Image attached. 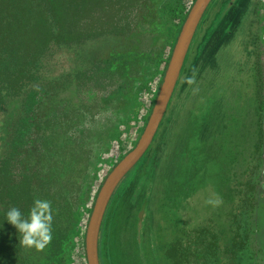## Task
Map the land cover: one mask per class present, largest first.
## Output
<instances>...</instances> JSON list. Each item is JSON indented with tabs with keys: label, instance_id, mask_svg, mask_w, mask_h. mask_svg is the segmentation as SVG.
<instances>
[{
	"label": "rangeland",
	"instance_id": "obj_1",
	"mask_svg": "<svg viewBox=\"0 0 264 264\" xmlns=\"http://www.w3.org/2000/svg\"><path fill=\"white\" fill-rule=\"evenodd\" d=\"M195 1L141 0L132 17L127 19L125 16L122 21L124 25L129 24L127 35L102 36L81 45L56 46L48 58L49 72L42 78V82L49 86L27 98L32 111L26 115L30 114V118L22 121L21 149L24 144L32 145L38 138L37 132L42 129L46 135H54L53 131L60 125L59 118L67 116L70 120L62 124L55 134L56 139L49 138L53 143L48 140L46 145L55 147L58 143L60 148L59 163L52 176L56 205L51 207L52 216L61 215L65 237L58 253L65 258L64 264H88L86 234L98 193L113 168L137 145L150 118L180 31ZM220 1H212L197 30V33L206 27L213 30L203 56L207 72L201 77L204 78L202 87H210L211 101L215 103L217 87L226 86V100L213 109L217 114L222 106L229 107L233 113L237 110L238 117L242 116L241 122L249 114L244 113V105L241 106L247 95L249 99V93L252 94L251 103L259 102L263 132L259 157L242 185L244 196L238 198L239 202L235 201L234 190L237 188L231 181L239 175L240 164L227 169L226 163L229 160L232 164L235 157L238 162L243 156V162L249 159V135L245 131V136L240 138L233 132L232 139L228 137L227 141L232 144L233 155H228L222 145L230 136L229 129L224 131L216 116L197 114L199 121L194 125L195 131L183 130L175 137L177 149L172 153L173 157L164 160L165 165L157 171V178L151 172L139 179L138 186L145 194L156 179L161 185L164 183L168 196L171 195L170 201L177 209L172 212L171 230L165 228L153 232V242L142 245L146 264H204L202 261H188L178 253L187 249L189 243L205 241L216 242L222 251L231 243L242 246L245 243L248 257H239V263L264 264V0ZM197 33L167 113L177 106L176 94L196 47ZM242 50L243 66L240 65L243 74L238 71L239 59L233 57L237 54L236 58H240ZM219 65L222 69L217 67ZM223 69L230 76L223 73ZM88 70L108 77L78 85L75 75ZM216 72L221 73L217 79ZM200 80L197 79L194 85L192 80L185 85L191 88L189 92L195 100L207 94L201 91ZM200 110L203 115L208 104L202 105ZM50 112L53 113L47 115ZM257 117L253 118L254 121H258ZM230 121L233 127L237 126V118ZM162 124L156 140L166 135ZM47 152L50 156L55 154L53 149ZM37 153L41 154V150ZM157 158L155 151L152 164ZM140 162L121 182L115 194L129 177L134 176ZM166 207H169L168 203ZM241 228L245 233L243 240L239 234ZM48 251L47 245L41 251V258L44 259ZM135 252L134 247L131 254Z\"/></svg>",
	"mask_w": 264,
	"mask_h": 264
},
{
	"label": "trees",
	"instance_id": "obj_2",
	"mask_svg": "<svg viewBox=\"0 0 264 264\" xmlns=\"http://www.w3.org/2000/svg\"><path fill=\"white\" fill-rule=\"evenodd\" d=\"M140 1L0 0L1 143H4L6 138L5 124L8 117L17 115L14 110L18 106L15 103L21 101L22 106H25L30 94L42 91L45 86H49L47 82H42V78L45 73L47 75L49 72L47 69L50 64L48 58L51 56V52L53 54L55 47L58 45H81L102 36L120 37L127 35V31L130 30L129 24L124 25L122 21L125 16L128 17L127 19L132 17L137 9L136 5ZM212 34V27H206L204 30L201 28L198 31L195 40L196 47L184 70L183 80L176 94L177 106L173 107L171 111L169 110L162 124L166 135L154 140L152 144L153 153H151V150L145 155L140 162V167L134 172V176L129 177L128 181L115 194L110 207H108L100 235L99 254L101 264H146L142 245L153 242V232H159L165 228L171 230L174 217L172 212L174 213L176 207L170 201L171 195L168 196L164 183L162 186L156 179L148 194L140 191L141 188L138 183L140 182L139 179L142 180L151 172L157 178L156 173L165 165L164 160L173 157L172 153L177 149L175 137L181 134L180 132L183 130L190 129V132L194 130V125L199 121L197 117L199 115L197 114L202 117L216 116L217 119H215L220 122L219 126L224 131L229 129L230 136H227L222 145L228 155H233L232 144L227 142L228 137L232 139L234 132L236 137L242 138V135L245 136L244 133L247 131L251 143H249V146H251L248 151L249 159L243 162L242 158H245L243 156L241 161L238 162L235 157L232 164L229 160L226 163L227 169H233L240 164L239 175L231 182L237 188L236 191L234 190V194H236L235 201L244 196L243 191L245 188L242 185L245 179L248 178L247 175L252 166L257 162L261 148L263 136L262 123L259 120L261 109L258 101H253V103L249 101L252 97L251 93H249V99L247 95V98L241 104V106L244 105L243 112H249L243 122H241L242 116L238 117L236 114L237 110L233 113L229 107L222 106L223 108L217 114L213 109L217 104L226 100L228 90L224 85L218 86L217 89L222 90L219 92L217 90L214 94L217 100L214 103V101H211L213 95L210 87H202L204 78L201 77L207 72L205 69L207 65L203 61V56L206 53ZM243 51L240 58H236L237 54L233 55L235 60L239 59L238 71L239 73L242 71V74L244 73L242 68L243 59H241ZM217 67L222 69L220 65ZM91 70L77 72L75 78L79 82L78 85H83L86 81L91 80H105L108 77ZM223 71V73L230 76L226 69H223ZM235 71H237L236 67ZM218 74L221 73L216 72L215 79H217ZM197 79H201L200 89L207 94H204L201 99L195 100L189 92L191 88L185 87V85H189L186 82H191V80V84L194 85ZM206 104H208V110H205L202 115L200 107L202 105L206 106ZM190 106H193V108H189ZM213 110L215 113H212ZM255 111L257 112L255 113ZM61 116H58L57 119ZM256 116H258V121L255 120V122L253 118ZM229 118L232 122L237 118V126L233 127ZM215 119L212 120L214 123ZM69 121L67 116L59 118L60 125L53 132L55 134L59 132L58 130L62 124H67ZM15 122L16 143L13 145L14 151L8 158H0V205L3 206V214L0 216V264H26L27 259L21 254L22 245L19 244V234L16 228L4 221L5 213L11 207H18L27 217L34 206L35 199L48 200L51 205H56L52 176L57 163H59L57 155L60 148L58 143L55 147H52V145L46 146L49 141H52L49 138L56 139V136L51 133L46 135L45 130L42 129L37 132L38 138L32 145L27 144V148V145L24 144L25 149H21L19 140L23 136L22 128L17 131V127L20 122L22 123V120ZM188 145L191 147L190 140ZM57 146L58 149H56ZM193 148L194 146L191 148L192 151ZM52 149L55 154L50 156L47 151ZM40 150L41 154H38L37 151ZM155 151L158 158L152 164ZM167 203L169 207H166ZM61 225V215H53V244L56 245L55 249L58 252L64 245L65 237ZM134 247L136 252L132 255L131 251ZM133 259L136 261L133 262Z\"/></svg>",
	"mask_w": 264,
	"mask_h": 264
},
{
	"label": "water",
	"instance_id": "obj_3",
	"mask_svg": "<svg viewBox=\"0 0 264 264\" xmlns=\"http://www.w3.org/2000/svg\"><path fill=\"white\" fill-rule=\"evenodd\" d=\"M212 1L196 0L194 2L176 41L156 102L137 145L113 168L98 193L86 234L88 264H101L100 235L108 207L121 182L142 160L153 144L167 114L197 30Z\"/></svg>",
	"mask_w": 264,
	"mask_h": 264
},
{
	"label": "flooded vegetation",
	"instance_id": "obj_4",
	"mask_svg": "<svg viewBox=\"0 0 264 264\" xmlns=\"http://www.w3.org/2000/svg\"><path fill=\"white\" fill-rule=\"evenodd\" d=\"M223 1V0H221ZM220 1V2H221ZM27 104L22 106L21 101H17L15 105L18 106V108L14 111L16 116H10L7 119V123L5 124L6 128V138L4 143H1L0 140V158H8L10 155H12L14 148L13 145L15 142L16 134H14L16 129V122L25 119L27 116L29 110L30 104H28V99L26 100ZM20 106H19V105ZM50 112L47 115H51ZM49 117V116H45ZM27 118H30V114ZM36 121L33 123L35 124ZM22 123L20 122L17 131L21 128ZM1 206V205H0ZM3 214V206L0 207V216ZM244 228H241L239 230L240 238L243 240L245 238V233L243 232ZM245 245V243H244ZM242 246V244L237 243L233 245L231 243L225 251L219 247V245L216 242H198L194 244H187L188 248L184 250H179V253L184 258L186 257L188 261L191 260V262L199 263L200 261L206 263V264H240L239 263V257H242L243 259L245 257H248V249L247 246ZM56 245L53 244V239L51 240V243L48 244L49 251L46 253L45 258H41V251H37L35 248H26L22 246V256L26 259V264H64V257L61 258L59 256V253L57 249H55ZM169 252V250H168ZM163 258V256H162ZM161 258V259H162ZM167 259L169 261V256H167ZM163 260V259H162ZM167 261V262H168Z\"/></svg>",
	"mask_w": 264,
	"mask_h": 264
},
{
	"label": "clouds",
	"instance_id": "obj_5",
	"mask_svg": "<svg viewBox=\"0 0 264 264\" xmlns=\"http://www.w3.org/2000/svg\"><path fill=\"white\" fill-rule=\"evenodd\" d=\"M52 220L51 202L35 199L27 217L18 207H11L4 221L16 228L20 245L42 251L52 240Z\"/></svg>",
	"mask_w": 264,
	"mask_h": 264
}]
</instances>
